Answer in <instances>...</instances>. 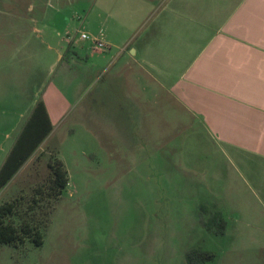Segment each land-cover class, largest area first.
<instances>
[{"label":"rangeland","instance_id":"rangeland-1","mask_svg":"<svg viewBox=\"0 0 264 264\" xmlns=\"http://www.w3.org/2000/svg\"><path fill=\"white\" fill-rule=\"evenodd\" d=\"M158 6L156 0L147 4L146 10L152 15ZM74 8L77 10L63 11L71 18L69 23L59 19L60 25L65 23L66 30H61V37L55 38L56 45L63 40L61 47L67 48L68 42H74L72 50L77 55H89L91 62L104 66L124 51L123 58L129 56L120 45L109 53L91 57V43H95L89 40L84 51L79 43V31L83 27L79 16L83 14H78L79 5ZM123 10L140 12L136 14V22L146 15L145 9L136 4L127 5ZM91 37L101 38V32ZM112 39L119 45L120 38ZM9 40L1 35L0 29V48L10 44ZM35 47L39 52L27 55L40 58L39 75L32 78V82L37 79L39 97L50 87L49 82L59 86L56 96L47 100L55 130L48 146L40 147L0 195V204L20 200V213L10 219L17 225L29 218L27 214L33 209L30 216L41 227L44 244L36 247L27 241L19 246L4 245L0 248V264H188L186 253L194 248L215 255L207 264H264V254L252 243L253 230H244L246 238L229 239L226 233L215 235L201 226V207L214 211L212 199L224 188L223 180L216 175L230 176L231 180L224 185L228 190H237L240 181L235 178H238L235 170L223 163L222 155L206 134L200 130H178V117L172 116L175 114L166 104L163 106L167 111H159L163 94L157 87L149 86V82L144 86L143 81L130 78L136 96L145 103L144 122L149 129L145 133L154 156L147 164L145 158L125 148L132 141L130 134L131 139H122V143L118 138L127 134V130L119 133L124 130L122 127L126 128L127 121L132 123L128 107L123 110L115 107L116 99L124 97L121 89L124 81L118 80L116 89L109 77L104 84L96 81L89 86L87 94L84 92L80 102L69 108L68 104L78 99L82 90L79 72L83 59L65 55L60 65L56 63L52 67L57 54L43 53L38 44ZM4 55L12 60L14 54ZM63 75H68V82L64 84ZM18 80L27 82L26 77ZM98 97L104 105L95 112L91 103ZM23 114L26 121L30 114ZM185 119L182 116L183 125L187 123ZM8 133L12 138L17 136V131L10 128ZM210 159L215 162L209 163ZM57 160L68 171L69 184L63 196L55 201L48 197L46 190L52 177L50 165ZM247 216L244 214L245 221H249Z\"/></svg>","mask_w":264,"mask_h":264},{"label":"crops","instance_id":"crops-1","mask_svg":"<svg viewBox=\"0 0 264 264\" xmlns=\"http://www.w3.org/2000/svg\"><path fill=\"white\" fill-rule=\"evenodd\" d=\"M23 1L0 0L1 35L10 38V44L6 45H11L0 48V169L29 119L24 121L23 113L31 115L39 100L45 102L52 133L55 130L47 100L56 96L59 86L49 82L50 87L39 97L37 79L32 82V78L39 75L40 58L27 54L38 53L35 45H40L43 53L57 54L52 67L60 65L65 55H75L83 59L79 72L83 83L79 98L68 104L69 108L80 102L94 82L104 84L109 77L116 89L118 80H123L124 97L116 99L115 107L121 110L128 107L132 123L127 121L126 128L119 132L124 134L127 130V134L118 138L122 143V139L127 141L131 135L132 141L125 148L149 164L154 156L145 133L149 131L144 122L145 103L136 96L130 78L143 81L144 86L149 82V86L157 87L163 94L159 111H167L168 107L175 114L172 116L178 117L180 131L200 130L206 134L222 155L223 163L238 176L235 178L240 181L239 188L232 191L224 186L230 176L216 175L223 180L224 188L212 199V204L214 211L226 219L225 237L246 238L244 230L251 229L252 243L264 254V0H157L159 6L152 15L146 6L156 0ZM130 4L145 9L146 15L139 22L135 17L140 12L123 10ZM77 5L80 13H76L83 14L79 16L83 21L80 35L91 36L99 31L101 38L93 39H101L107 46L108 51L100 50L91 43V57L109 53L121 45L129 54L127 58H123L124 51L104 66L91 62L89 55H77L72 50L74 42H68L67 48L61 47L63 40L60 45L55 44V38L61 37V30H66L64 25L71 19L63 11L77 10L74 8ZM62 18L66 22L60 25ZM114 36L120 38L119 45L112 39ZM86 41L79 39L84 51ZM7 53L14 54L12 60L4 55ZM17 54H21L20 58ZM64 75L62 84L68 82V75ZM23 77L27 82L18 80ZM91 105V109L94 106V111L99 112L104 102L98 97ZM182 116L187 121L184 125ZM8 128L17 131V136L12 138ZM52 133L43 146H48ZM211 160L209 163L213 164L215 161ZM244 214H248L249 221H245Z\"/></svg>","mask_w":264,"mask_h":264},{"label":"trees","instance_id":"trees-1","mask_svg":"<svg viewBox=\"0 0 264 264\" xmlns=\"http://www.w3.org/2000/svg\"><path fill=\"white\" fill-rule=\"evenodd\" d=\"M53 131V124L48 113L46 104L39 100L26 124L24 125L15 145L10 151L5 163L0 169V194L12 182L19 171L40 149L45 140ZM52 168L47 193L50 199L58 201L64 194L69 184V174L62 161L57 160ZM35 202L36 198H33ZM21 202L18 199L0 204V248L4 245L19 246L27 241L32 242L36 247L44 244V235L39 224L34 218L24 219L20 224L10 222V219L18 215L21 210ZM200 224L209 233L225 235L227 222L219 211H209L201 207ZM208 215L206 218L204 215ZM215 258V255L204 252L202 249H190L186 253L188 264H207Z\"/></svg>","mask_w":264,"mask_h":264},{"label":"built area","instance_id":"built-area-1","mask_svg":"<svg viewBox=\"0 0 264 264\" xmlns=\"http://www.w3.org/2000/svg\"><path fill=\"white\" fill-rule=\"evenodd\" d=\"M81 39L82 40H93L96 44L97 49H100V50L107 49L106 44L101 39H93V38H91L90 35H88L86 33H81Z\"/></svg>","mask_w":264,"mask_h":264}]
</instances>
